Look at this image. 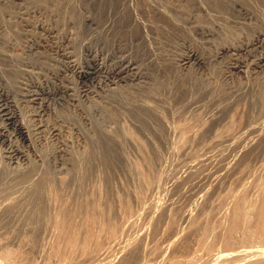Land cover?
<instances>
[{"label":"rangeland","instance_id":"rangeland-1","mask_svg":"<svg viewBox=\"0 0 264 264\" xmlns=\"http://www.w3.org/2000/svg\"><path fill=\"white\" fill-rule=\"evenodd\" d=\"M0 81V264L258 263L264 0H0ZM85 201L96 218L74 215L71 241L58 210Z\"/></svg>","mask_w":264,"mask_h":264},{"label":"bare ground","instance_id":"bare-ground-1","mask_svg":"<svg viewBox=\"0 0 264 264\" xmlns=\"http://www.w3.org/2000/svg\"><path fill=\"white\" fill-rule=\"evenodd\" d=\"M104 1V0H103ZM111 1V0H110ZM170 1V0H169ZM185 1V0H184ZM191 1V0H190ZM214 1V0H213ZM227 1V0H226ZM123 2H124V0H123ZM231 1H229V3H230ZM188 3V2H187ZM228 3V2H227ZM119 4L121 5V3L119 2ZM122 4H124V3H122ZM126 4V3H125ZM205 4V3H204ZM221 4V3H220ZM224 4V3H223ZM103 5H104V3H103ZM162 5H164V4H162ZM222 5V4H221ZM234 5V4H233ZM215 6V5H214ZM218 6V5H217ZM99 7H101V6H99ZM103 7V6H102ZM152 7V6H151ZM166 7V6H165ZM207 7V6H206ZM231 7V6H230ZM237 7V6H236ZM119 8H121L120 6H119ZM169 8V7H168ZM175 8V7H174ZM193 8V7H192ZM122 9V8H121ZM120 9V10H121ZM127 9V8H126ZM141 9H142V7H141ZM172 9V8H171ZM204 9V8H203ZM209 9H211V8H209ZM216 9V8H215ZM101 10V9H100ZM112 10H113V8H112ZM153 10V9H152ZM207 10V9H206ZM219 10V9H218ZM110 11V10H109ZM114 11V10H113ZM143 11V10H142ZM224 11V10H223ZM117 12V11H116ZM130 12V11H129ZM138 12V11H137ZM144 12V11H143ZM162 12V11H161ZM216 12H218V11H216ZM240 12V11H239ZM104 13V12H103ZM185 13V12H184ZM213 13V12H212ZM247 13V12H246ZM108 14V13H107ZM114 14H116V13H114ZM121 14V13H120ZM218 14V13H217ZM241 14H243V13H241ZM180 15V14H179ZM207 15V14H206ZM150 16H152V15H150ZM172 16V15H171ZM178 16V15H177ZM185 16V15H184ZM205 16V15H204ZM211 16V15H210ZM219 16V15H218ZM109 17V16H108ZM114 17V16H113ZM207 17V16H206ZM242 17V16H241ZM88 18V17H87ZM105 18V17H104ZM115 18V17H114ZM205 18V17H204ZM210 18V17H209ZM111 19V18H110ZM189 19V18H188ZM192 19V18H191ZM218 19V18H217ZM87 20V19H86ZM91 20H93V19H91ZM103 20V19H102ZM101 20V22H103ZM106 20V19H105ZM107 20H109V19H107ZM113 20V19H112ZM121 20V19H120ZM174 20V19H173ZM211 20V19H210ZM147 21V20H146ZM152 21V20H151ZM92 22V21H91ZM118 22H120V21H118ZM132 22V21H131ZM149 22V21H148ZM213 22V21H212ZM113 22H111V24H112ZM169 23V22H168ZM182 23V22H181ZM193 23V22H192ZM195 23V22H194ZM110 24V25H111ZM113 24H115V23H113ZM118 24V23H117ZM134 24V23H133ZM137 24V23H136ZM224 24H226V22H224ZM228 24V23H227ZM106 25V24H105ZM104 25V26H105ZM109 25V26H110ZM119 25V24H118ZM157 25V24H156ZM164 25V24H163ZM168 25V24H167ZM208 25V24H207ZM206 25V26H207ZM161 26V25H160ZM166 26V25H165ZM221 26V25H220ZM224 26V25H223ZM101 27H102V25H101ZM112 27V26H111ZM121 27V26H120ZM133 27V26H132ZM142 27V26H141ZM90 28V27H89ZM110 28V27H109ZM164 28V27H163ZM179 28V27H178ZM184 28V27H183ZM191 28V27H190ZM152 29V28H151ZM156 29V28H155ZM92 30H93V28H92ZM100 30H102L101 28H100ZM109 30V29H108ZM112 30V29H111ZM115 30V29H114ZM117 30V29H116ZM129 31H130V29H128ZM127 30V31H128ZM165 30V29H164ZM163 30V31H164ZM181 30V29H180ZM95 31H96V29H95ZM94 31V32H95ZM104 31V30H103ZM123 31H124V29H123ZM136 31H138V30H136ZM150 31V30H149ZM185 31V30H184ZM209 31V30H208ZM99 32V31H98ZM97 32V33H98ZM105 32V31H104ZM119 32V31H118ZM117 32V33H118ZM126 32V31H125ZM134 32V31H133ZM96 33V34H97ZM100 33V32H99ZM116 33V32H115ZM146 33V32H145ZM158 33V32H157ZM206 33V32H205ZM90 34H91V32H90ZM89 34V35H90ZM107 34V33H106ZM110 34V33H109ZM112 34V33H111ZM176 34H177V32H176ZM92 36H93V34H91ZM95 35V34H94ZM98 35V34H97ZM96 35V36H97ZM101 35V34H100ZM104 35V34H103ZM117 35V34H116ZM122 35V34H121ZM125 35H127V34H125ZM130 35V34H129ZM134 35H135V33H134ZM137 35V34H136ZM147 35H149L150 36V33L149 34H147ZM146 35V36H147ZM122 36H124V35H122ZM91 37V36H90ZM181 37V36H180ZM92 38V37H91ZM94 38H96V37H94ZM109 38V37H108ZM113 38V37H112ZM148 38V37H147ZM172 38V37H171ZM257 38V37H256ZM99 39V38H98ZM103 39V38H102ZM121 39V38H120ZM136 39V38H135ZM156 39V38H155ZM160 39V38H159ZM174 39V38H173ZM154 40V39H153ZM100 41V40H99ZM104 41V40H103ZM102 41V42H103ZM108 41V40H107ZM112 41H114V39H112ZM120 41V40H119ZM149 41H152V40H149ZM155 41V40H154ZM165 41V40H164ZM167 41V40H166ZM111 42V41H110ZM144 42V41H143ZM157 42V41H156ZM155 42V43H156ZM90 43H92V42H90ZM94 43V42H93ZM119 43V42H118ZM128 43V42H127ZM154 43V44H155ZM113 44V43H112ZM111 44V45H112ZM147 44H149L148 42H147ZM116 45H117V43H116ZM120 45V44H119ZM153 45V44H152ZM151 45V46H152ZM156 45V44H155ZM157 45H159V44H157ZM161 45V44H160ZM159 45V46H160ZM104 46H105V44H104ZM149 46V45H148ZM109 47V46H108ZM154 48H155V46H153ZM116 48V47H115ZM110 49V48H109ZM111 50H112V48H111ZM141 50V49H140ZM134 51V50H133ZM161 52V51H160ZM134 53H135V51H134ZM152 53V52H151ZM164 53V52H163ZM140 54V53H139ZM164 55V54H163ZM159 57V56H158ZM124 58V57H123ZM141 58V57H140ZM166 58V57H165ZM179 58V57H178ZM170 59V58H169ZM181 60H184V61H188V60H193L194 61V64L195 63H201L203 60L201 59V57L199 56V54L197 55L194 51H192V50H190L188 53H184V55H182L181 56V58H180ZM137 60V59H136ZM141 60V59H140ZM139 60V61H140ZM156 60V59H155ZM166 61V60H165ZM126 62V61H125ZM132 62V61H131ZM170 62V61H169ZM175 62V61H174ZM177 62V61H176ZM157 63V62H156ZM173 63V62H172ZM179 63V62H178ZM125 64V63H124ZM128 64V63H127ZM167 64H168V62H167ZM161 65V64H160ZM174 65V64H173ZM235 65V64H234ZM176 66V65H175ZM122 68V67H121ZM131 68V67H130ZM114 69V68H113ZM162 69V68H161ZM175 69V68H174ZM176 71V70H175ZM119 72H122V70H120ZM149 72V71H148ZM152 73V72H151ZM178 73V72H177ZM116 76V75H115ZM145 76V75H144ZM164 76H166V75H164ZM180 78V77H179ZM186 79V78H185ZM190 79V78H189ZM177 80V79H176ZM187 80V79H186ZM196 80V79H195ZM124 81V80H123ZM192 81V80H191ZM202 81H204V80H202ZM206 81V80H205ZM209 81V80H208ZM164 82V81H163ZM169 82V81H168ZM189 82V81H188ZM3 82H1L0 81V89L2 90V92H4V95L6 96V97H10V95L9 94H11V92L10 91H8L7 89H6V87H5V85H3L2 84ZM167 83V82H166ZM185 83V82H184ZM201 83V82H200ZM206 83V82H205ZM208 83V82H207ZM137 86V85H136ZM135 86V87H136ZM152 85H150V87H151ZM165 86V85H164ZM189 86H191V85H189ZM201 86V85H200ZM214 86H216V85H214ZM221 86V85H220ZM219 86V87H220ZM223 86V85H222ZM121 87V86H120ZM173 87V86H172ZM203 87V86H202ZM128 88V87H127ZM155 88V87H154ZM185 88V87H184ZM194 88V87H193ZM112 89V88H111ZM139 89H140V87H139ZM173 89V88H172ZM197 89V88H196ZM200 89V88H199ZM198 89V90H199ZM224 89V88H223ZM113 90V89H112ZM125 90V89H124ZM130 90V89H129ZM167 90V89H166ZM194 90V89H193ZM211 90V89H210ZM225 90V89H224ZM121 91V90H120ZM131 91V90H130ZM161 91V90H160ZM167 91H170V89L169 90H167ZM191 91V90H190ZM217 91V90H216ZM117 92V91H116ZM154 92H155V90H154ZM262 92V91H261ZM115 93V92H114ZM119 94H120V92H119ZM168 94V93H167ZM172 94V93H171ZM170 94V95H171ZM128 95H129V93H128ZM137 95V94H136ZM175 95V94H174ZM180 95V94H179ZM185 95V94H184ZM214 95V94H213ZM222 95H224V94H222ZM226 95H227V93H226ZM132 96V95H131ZM191 96V95H190ZM189 96V97H190ZM225 96V95H224ZM258 96V95H257ZM262 96V95H261ZM126 97V96H125ZM195 97V96H194ZM220 97V96H219ZM249 97V96H248ZM262 97H264V96H262ZM133 98V97H132ZM222 99V98H221ZM250 99V98H249ZM254 99V98H253ZM257 99V98H256ZM258 99H259V96H258ZM257 99V100H258ZM117 100H119V99H117ZM125 100V99H124ZM135 100L137 101V99L135 98ZM172 100V99H171ZM175 100V99H174ZM182 100V99H181ZM223 100H225V99H223ZM260 100V99H259ZM143 101H145V100H143ZM176 101V100H175ZM233 101V100H232ZM254 101V100H253ZM113 101H111V103H112ZM127 102V101H126ZM178 102V101H177ZM186 102V101H185ZM225 102H226V100H225ZM231 102V101H230ZM261 102V101H260ZM3 103V102H2ZM142 103V102H141ZM180 103V102H179ZM222 103L224 104V102L222 101ZM252 103V102H251ZM255 103V102H254ZM6 104V103H5ZM4 104V105H5ZM124 104V103H123ZM128 104V103H127ZM139 104V103H138ZM227 104V103H226ZM263 104V103H262ZM7 105V104H6ZM112 105V104H111ZM158 105V104H157ZM165 105V104H164ZM8 106V105H7ZM117 106H119L118 104H117ZM155 106V105H154ZM184 106V105H183ZM264 106V105H263ZM138 107V106H137ZM139 107H141V106H139ZM144 107V106H143ZM178 107V106H177ZM261 107V106H260ZM5 107H3V109H4ZM132 108V107H131ZM155 108V107H154ZM169 108V107H168ZM262 108V107H261ZM264 108V107H263ZM180 109H182V107L180 108ZM157 110H158V108H157ZM174 110V109H173ZM105 111V110H104ZM163 111V110H162ZM164 111H166V109L164 110ZM178 111V110H177ZM114 112V111H113ZM127 112V111H126ZM151 112V111H150ZM10 114V117H12V118H14L15 117V115L13 114V111H6L4 114ZM159 113V112H158ZM110 114V113H109ZM123 114V113H122ZM136 114V113H135ZM143 114V113H142ZM148 114H149V112H148ZM253 114V113H252ZM107 115H108V113H107ZM138 115V114H137ZM116 116V115H115ZM8 117V116H7ZM107 117V116H106ZM140 117V116H139ZM114 118V117H113ZM118 118V117H117ZM138 118V117H137ZM151 118V117H150ZM154 119H156V118H154ZM118 120V119H117ZM149 120V119H148ZM153 121V120H152ZM150 123V122H149ZM157 123V122H156ZM160 123V122H159ZM211 125H213V124H211ZM251 126V125H250ZM253 126V125H252ZM254 126H255V124H254ZM254 126H253V128H254ZM261 126V125H260ZM229 128H231V127H229ZM260 128V127H259ZM181 130V129H180ZM230 130V129H229ZM264 130V129H263ZM101 133V132H100ZM102 133H104V132H102ZM108 133V132H107ZM107 135V134H106ZM255 135V134H254ZM101 136V135H100ZM104 136V135H103ZM109 136V135H108ZM111 136V135H110ZM113 136V135H112ZM118 136V135H117ZM106 137V136H105ZM116 137V136H115ZM257 137V136H256ZM264 137V136H263ZM104 138V137H103ZM114 138V137H113ZM125 138V137H124ZM254 138V137H253ZM188 139V138H187ZM104 140V139H103ZM126 141V140H125ZM118 143V142H117ZM123 143V142H122ZM92 149H94V148H92ZM104 149V148H103ZM100 150V149H99ZM106 150H107V148H106ZM105 149H104V151H106ZM114 150V149H113ZM96 151V150H95ZM254 151V150H253ZM263 151V150H262ZM93 152V151H92ZM103 152V151H102ZM115 152V151H114ZM100 153V152H99ZM110 153V152H109ZM116 153V152H115ZM245 153V152H244ZM252 153V152H251ZM250 153V154H251ZM258 153H259V151H258ZM94 154V153H93ZM102 154V153H101ZM261 154V153H260ZM101 156V155H100ZM103 156V155H102ZM115 157V156H114ZM233 157V156H232ZM103 158H104V156H103ZM106 158V157H105ZM108 159V158H107ZM109 160V159H108ZM111 160H109V162H110ZM140 164H138V166H139ZM86 166V165H85ZM135 167H137V164H136V166ZM82 169V168H81ZM114 169V168H113ZM138 170V169H137ZM140 170H141V168H140ZM147 170V169H146ZM148 170H149V168H148ZM82 172H83V170H82ZM114 172V171H113ZM84 173V172H83ZM108 173V172H107ZM139 173V172H138ZM43 174H44V172H43ZM81 174V173H80ZM85 174V173H84ZM109 174V173H108ZM151 174V173H150ZM90 175V174H89ZM141 175V174H140ZM163 175V174H162ZM81 176V175H80ZM84 176V175H83ZM109 176V175H108ZM158 176H160V175H158ZM165 176V175H164ZM113 177V176H112ZM149 177V176H148ZM155 177H157L156 175H155ZM167 177H168V175H167ZM52 178V177H51ZM110 178V177H109ZM108 178V179H109ZM131 178V177H130ZM142 178H144V177H142ZM166 178V177H165ZM73 179V178H72ZM76 179V178H75ZM77 179H79V178H77ZM86 179V178H85ZM88 179V178H87ZM107 179V178H106ZM146 180H148V178H147V175H146ZM149 180H151V178H149ZM153 180H154V178H153ZM166 180H167V178H166ZM179 180V179H178ZM40 182H37V183H34L33 185H31L32 186V188H31V193H30V198H27V199H31L30 201H31V204H30V208H29V211H28V214H26L27 216V219H28V222H32L31 224H34V225H36V223L38 222V221H40L42 218H43V216L45 215V213H46V209H45V206H44V204H43V201H45L46 199H44V198H46L47 197V195L45 194V190H46V187H48V186H46L47 184H44L45 182V179H44V181H42V180H39ZM49 181V180H48ZM63 181H65V180H63ZM78 181H80V182H82V180H78ZM89 181V180H88ZM134 181V180H133ZM132 182V181H131ZM147 182V181H146ZM148 182H150V181H148ZM159 182V181H158ZM33 183V182H32ZM66 183H68V182H66ZM137 183V182H136ZM53 184V183H52ZM56 184V183H55ZM57 184H58V182H57ZM76 184V183H75ZM92 184V183H91ZM105 184V183H104ZM139 184V183H138ZM153 184V183H152ZM156 184V183H155ZM50 185V184H49ZM85 185H87V184H85ZM100 185V184H99ZM107 185H109V184H107ZM136 185V184H135ZM31 186H29V187H31ZM54 186V185H53ZM56 186V185H55ZM91 186V185H90ZM92 186H94V184H92ZM127 185L125 184V187H126ZM134 186V185H133ZM138 186V185H137ZM146 186H147V184H146ZM158 186V185H157ZM102 187V186H101ZM129 187V186H128ZM135 187V186H134ZM143 187H145V186H143ZM51 188V187H50ZM94 188H95V186H94ZM103 188V187H102ZM109 188V187H108ZM112 188V187H111ZM124 188V187H123ZM133 188V187H132ZM136 188H138V187H136ZM139 188H140V186H139ZM147 188V187H146ZM54 189V188H53ZM58 189V188H57ZM80 189H82V188H80ZM84 189V188H83ZM101 189V188H100ZM99 189V190H100ZM104 189V188H103ZM125 189V188H124ZM127 189V188H126ZM135 189V188H134ZM85 190V189H84ZM123 190V189H122ZM137 190V189H136ZM136 190H135V192H136ZM139 190V189H138ZM143 190V189H142ZM80 191H82V190H80ZM97 191V190H96ZM111 191V190H110ZM126 191V190H125ZM97 192H99V191H97ZM114 192V191H113ZM146 192V191H145ZM151 192H152V190H151ZM58 193V192H57ZM61 193V192H60ZM88 193V192H87ZM100 193V192H99ZM107 193V192H106ZM124 193V192H123ZM143 193V192H142ZM147 193V192H146ZM78 194H79V192H78ZM82 194V193H81ZM94 194H95V190H94ZM45 195H46V197H45ZM85 195V194H84ZM98 195V194H97ZM118 195V194H117ZM122 195V194H121ZM139 195H141L140 193H139ZM152 195V194H151ZM90 196H95V195H93V194H91ZM89 196V197H90ZM104 196V195H103ZM108 196V195H107ZM123 196H125V193H124V195ZM129 196V195H128ZM138 196V195H137ZM49 197V196H48ZM96 197V196H95ZM114 197V196H113ZM132 197V196H131ZM146 197V196H145ZM263 197V196H262ZM261 197V198H262ZM25 198V197H24ZM81 198V197H80ZM84 198V197H83ZM102 198V197H101ZM117 198V197H116ZM120 198V197H119ZM122 198V197H121ZM126 198V197H125ZM135 198H136V196H135ZM143 198V197H142ZM141 198V199H142ZM26 198H25V200H23V202L25 203L26 202V200H27ZM76 199H79V198H76ZM85 199V198H84ZM94 199V198H93ZM99 199H100V197H99ZM105 199V198H104ZM73 200V199H72ZM106 200V199H105ZM134 200V199H133ZM264 200V199H263ZM263 200H261V202H263ZM74 201V200H73ZM83 201V200H82ZM94 201H96L95 199H94ZM93 201V202H94ZM99 201V200H98ZM102 201H103V199H102ZM120 201V200H119ZM257 201V200H256ZM255 201V202H256ZM86 203L84 204V203H80L78 206H77V208L76 207H73V208H75V209H71V208H69V210H67L68 208L66 207V206H62V208L61 209H59L58 211H59V216L57 217V219H58V222H57V224H58V226L63 230V235L66 237L67 235L68 236H70V237H68L67 239H69L70 240V238H71V241H76L77 240V242L78 241H80V239L78 240V238H77V233L79 234V232H77V226H78V223H76L75 221H74V215H80L81 213H83V214H85L86 215V217H93L94 216V219L96 218L95 217V215L96 214H94V213H96V211H94V213L92 212V211H90V207L92 206L91 205V202L89 203V201L87 202V201H85ZM101 202V201H100ZM118 202V201H117ZM137 202V201H136ZM23 203V204H24ZM28 203V202H27ZM45 203H47V202H45ZM75 203V202H74ZM88 203V205L90 204V207H89V209H88V205H86ZM124 203V202H123ZM71 204V203H70ZM69 204V205H70ZM99 204V203H98ZM127 204H128V202H127ZM129 204H130V202H129ZM144 204V203H143ZM263 204V203H262ZM261 204V206L263 207V205ZM28 205H29V203H28ZM64 205V204H63ZM73 205V204H72ZM120 205V204H119ZM122 205V204H121ZM18 206H19V203H18ZM142 206V205H141ZM146 206V205H145ZM253 206V205H252ZM259 206H260V204H259ZM258 206V207H259ZM29 207V206H28ZM48 207V206H47ZM109 207H110V205H109ZM113 207V206H112ZM120 207V206H119ZM128 207V206H127ZM142 207H144V206H142ZM258 207H256V208H258ZM14 208V207H13ZM48 208H50V207H48ZM111 208V207H110ZM123 208V207H122ZM121 208V209H122ZM131 208V207H130ZM129 208V209H130ZM145 208V207H144ZM264 208V207H263ZM12 209V208H11ZM10 209V210H11ZM71 209V210H70ZM127 209V208H126ZM133 209V208H132ZM143 209V208H142ZM259 209H260V207H259ZM9 210V209H8ZM93 210H94V208H93ZM96 210V209H95ZM256 210H258V209H256ZM12 211H13V209H12ZM261 211V210H260ZM17 212V215L19 214V212L18 211H16ZM47 212H48V210H47ZM92 212V213H91ZM262 212H264V210L262 211ZM11 213V212H10ZM22 213H24V212H22ZM21 213V214H22ZM49 213V212H48ZM132 213H133V211H132ZM239 213H240V211H239ZM82 214V215H83ZM242 214V213H241ZM260 214V213H259ZM20 215V214H19ZM243 215V214H242ZM14 216H16V215H14ZM23 216V215H22ZM81 216V215H80ZM261 216H262V213H261ZM21 217V216H20ZM26 217H24V218H26ZM77 217V216H76ZM263 217V216H262ZM261 217V218H262ZM48 218V217H47ZM50 219H51V217H49ZM55 218V217H54ZM53 218V219H54ZM90 218V221L89 222H91L92 221V219ZM264 218V217H263ZM262 218V219H263ZM82 220H83V218H81ZM85 219H87V218H85ZM84 219V220H85ZM264 220V219H263ZM86 221V220H85ZM85 221H82V222H85ZM94 221V220H93ZM259 221H261V222H263L264 223V221H262V220H259ZM258 221V222H259ZM24 222H26L27 223V220L26 221H24ZM56 222V221H55ZM80 222V221H79ZM86 222H88V220L86 221ZM89 222H88V224H89ZM40 223H42V222H40ZM53 223H54V221H53ZM81 223V222H80ZM79 223V224H80ZM96 223V222H95ZM29 225V224H28ZM38 225V224H37ZM41 225V224H40ZM84 225V224H83ZM92 225H95V224H93V222H92ZM261 225V224H260ZM85 226H86V224H85ZM89 226H90V224H89ZM32 227H34V226H32ZM80 227V226H79ZM264 227V226H263ZM59 228V229H60ZM258 228H259V225H258ZM60 229V230H61ZM89 230L91 229V227L90 228H88ZM93 229V228H92ZM261 229V228H260ZM259 229V230H260ZM79 230V229H78ZM91 231V230H90ZM93 231H95V230H93ZM93 231H92V233H93ZM262 231V230H261ZM86 232H89V231H86ZM263 232V231H262ZM60 233V232H59ZM81 233V232H80ZM90 233V232H89ZM88 234V233H87ZM71 235H73V236H71ZM93 235V234H92ZM60 236V235H59ZM63 236V237H64ZM80 236V235H79ZM86 236H88V235H86ZM89 236H91L90 234H89ZM88 236V237H89ZM64 237V238H65ZM93 237V236H92ZM82 238H84V236L82 237ZM61 239V238H60ZM62 240V239H61ZM83 244V243H82ZM133 244V243H132ZM85 246V245H84ZM83 246V247H84ZM254 247V246H253ZM253 247H251V249L252 250H250V249H244V250H246V251H249V253H245L244 251H243V253H245L246 255H247V258H245L246 259V261H249V262H258L259 264L261 263V262H264V249H261V248H257L256 250H253ZM259 249V250H258ZM237 250V249H236ZM235 250V251H236ZM242 251V250H241ZM236 253H238V256H239V252L237 251ZM242 253V256L244 255ZM218 256L217 257H219V258H221V259H223L222 261L224 262L225 260H230L231 258H233L234 259V257H235V255H234V252L232 253L231 252V254H230V252H221V253H219L218 252ZM232 254L234 255V256H232ZM216 255V254H215ZM241 255V254H240ZM237 256V255H236ZM237 256V257H238ZM99 257H100V255H99ZM129 257V256H128ZM131 257V256H130ZM236 257V258H237ZM256 258V259H255ZM102 259H103V257H102ZM252 259H254V260H252ZM207 260H209V259H207ZM213 260H216V259H213ZM219 260V259H218ZM238 260H239V258H238ZM242 260H244V258L242 259ZM103 261H105L104 259H103ZM245 261V260H244ZM244 261H242V262H244ZM245 261V262H246ZM210 262H212V259H211V261ZM220 262V261H219ZM227 262V261H226ZM236 262H238V261H236ZM236 262H234V263H236ZM196 263V262H195ZM194 263V264H195ZM225 263V262H224ZM230 263V262H229ZM257 263V264H258ZM203 264H205V263H203ZM212 264V263H211ZM213 264H214V262H213ZM221 264V263H220ZM233 264V263H232ZM238 264V263H237ZM240 264H242V263H240ZM249 264V263H248ZM255 264V263H254ZM264 264V263H263Z\"/></svg>","mask_w":264,"mask_h":264}]
</instances>
